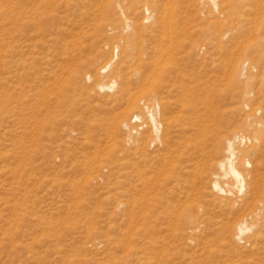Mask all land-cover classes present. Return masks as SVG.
I'll return each mask as SVG.
<instances>
[{
  "label": "rangeland",
  "instance_id": "1",
  "mask_svg": "<svg viewBox=\"0 0 264 264\" xmlns=\"http://www.w3.org/2000/svg\"><path fill=\"white\" fill-rule=\"evenodd\" d=\"M7 1L17 12L39 4ZM43 1L34 26L0 22V264H264V220L243 242L224 234L264 205V153L253 162L262 195L234 211L209 194L205 162L196 170L201 159L188 150L217 128L250 136L254 108L264 123V0H219L230 15L222 26L205 2L155 0L157 22L174 17L173 41L141 32V74L119 99V82L97 86L94 60L105 47L112 56L119 38L106 12L125 0ZM133 2L142 6L126 0V9ZM144 101L160 105L163 143L151 144L148 128L130 133L143 125L131 116Z\"/></svg>",
  "mask_w": 264,
  "mask_h": 264
},
{
  "label": "bare ground",
  "instance_id": "2",
  "mask_svg": "<svg viewBox=\"0 0 264 264\" xmlns=\"http://www.w3.org/2000/svg\"><path fill=\"white\" fill-rule=\"evenodd\" d=\"M6 1L7 0H0V22L3 23V25L4 24L6 25L7 24L6 22H8V24L10 23L12 25H18L20 23H24L27 25L33 24L34 26L36 23L39 22V21L37 22V20L41 19V16L45 14V11L47 10V8H49V7H46L45 9V6L47 4H45L43 0H38L39 4L36 7H33L32 10L29 6H27L29 7L31 11H29L27 7L26 8L28 10L24 7L27 10V12H25L26 10L24 9L25 10L24 11L22 8L21 9L23 11L21 12V9L19 8L21 13L25 12L21 15L20 12H17L18 8L16 10L15 9L12 10L10 8L9 10H6L5 8L8 4L12 5V3H8L6 5L5 4ZM135 1L138 3V5L139 3H142V6L136 8L134 7L135 2H133L130 5V7L126 9V7L124 6L126 0L124 2H116L115 4H110V6L108 7V11L106 12V17H108V19H110L111 21L106 26V28L107 27L110 28L109 31L111 32V34L118 35V37H115V38H119V40L116 41L114 47H112V53H113L112 56H109V54L105 50L106 48L105 47L103 50H100V52L97 53V57L94 60V63L96 65V68H94L95 69L94 71H95L96 78L98 77L97 86L101 90L113 89L115 85H117V82L120 83V90L118 92V96L115 99L123 98L124 95L127 96L131 94L130 89H131L132 82L129 79V76H132V77L139 76L140 77V74H141L140 57L134 58L133 52H134V49H136V47L140 46V37L142 35L141 32L146 28H151L153 32H157L156 30L158 28L159 31L162 32V35H163L162 39H169V41H173V38L175 35L176 24L174 22V17H172V15H170L169 13H163L159 15V16H162V20L160 22L156 21L157 18H155V15H156V12L158 11V6L155 4V0H135ZM199 1L201 3L205 2L209 5L208 9H210L212 14L214 13L215 17L217 18L216 23L219 26L226 25L229 22L230 15H227L226 13H224L222 8L219 7V0H199ZM157 2H160V0H158ZM171 2L174 3V1H170L169 3L172 6ZM18 4L17 6H19ZM169 4L167 5V7H170ZM128 15H133L135 17L129 18ZM138 15H141V22H140V19H137ZM76 25L78 26L77 23ZM83 31L80 30L79 32L81 33ZM230 33L231 31H225L222 33V35L223 37H225V36L230 35ZM104 34H105V31H104ZM4 41L5 40L3 39V42ZM160 46L161 45H159V47ZM120 49H122V52H121V56L118 57V54L116 53H118ZM165 53H166V50H165ZM165 53H162L161 55L165 57L164 55ZM136 63L138 64L135 65ZM246 69H248V66L247 64H244L243 71ZM127 71H130L129 74H124ZM241 75L244 76V74H241ZM106 76L109 79L110 78L112 79L111 86H108L103 83L102 80L106 78ZM251 76L252 74L246 75V77H250V80H252ZM93 77L95 78V76ZM78 79H81L82 81L91 80L92 75L79 74ZM149 80L151 81L152 78L150 77ZM93 83L95 82L93 81ZM245 95H246L245 96L246 102H244V105L245 107H249L250 102L248 98L251 97L252 93H250L249 90H247L245 92ZM132 100H129L127 103L128 104L127 107L130 111L131 110L133 111L138 106V102L132 101ZM126 109L127 108L125 107V110ZM159 110H160V105L157 102H152V101L151 102H145V101L141 102V105L139 106V110L132 114L131 120L139 121L140 123H143V125L142 127H140V130L133 129L130 131V133L135 134V135L140 134L141 136L142 135L141 130L144 128H148V129H151L153 134L155 135L154 139L151 140V144H155L156 142L163 143L161 142L162 139L160 136L161 129H162V124H161L162 121L160 122L161 112ZM259 112H260L259 108H254V112L252 116H254L255 114H259ZM252 116L250 115V117H247V119H245L244 124H243L245 130L250 133V136H247L241 133L240 129L232 130L231 128H229L224 133V131L222 132L221 129L217 128L210 132L211 135H209L208 131H206L205 134H203L201 137L199 136V138L195 137L197 135L196 133H193L192 137H195V139L191 140L193 144L191 143L188 145L189 147L187 146L188 150H191L197 153V155H199L198 158L201 159L199 164L196 165L197 166L196 170L200 168L201 161L205 162L203 165H206L207 167V175H208L207 178L209 180L206 183L204 182L205 181L204 179H203L204 181L202 180L201 181L202 183H205L206 186L208 187L209 194L215 196L216 198L215 200L219 201L220 204L225 206L227 209L230 208L229 210L235 211L239 203L243 207L249 206V203H248L249 200L251 198L256 200V195L258 194L260 195L261 193L259 192L263 191L262 187H260L261 191H259L260 190L259 182L262 180L259 178L260 175H258V178L260 179L259 180L253 174L258 164L255 165L253 162H254V159L256 160L257 156L259 158L264 153V133L260 131V129L264 128L263 127L264 123L262 121L253 120ZM122 127L128 130L129 124L124 122ZM197 128H200V127L198 126ZM193 131L199 132V129H193ZM115 136L116 135H114V137L112 138L114 139ZM116 138L118 139V137ZM128 138H129L128 141H131V138L130 137ZM203 165L201 167H203ZM205 173H206V170H205ZM237 190H238L237 192L238 195L239 194L241 195L242 193L246 191V195L241 199V201H239L238 200L239 198L237 197H235L234 199V194H235V191ZM263 202H259V203H263ZM259 205L261 204L257 205L258 209L257 211L256 210L254 211L255 213L251 216L250 221L248 220V218L241 219L236 225L233 226L232 229L228 230L227 233H224L226 234V239L230 237L234 244L243 242L245 240L244 237L246 236V234L250 230L255 228L256 226L260 225V221L264 220L263 218L264 217V205L263 207H260Z\"/></svg>",
  "mask_w": 264,
  "mask_h": 264
}]
</instances>
